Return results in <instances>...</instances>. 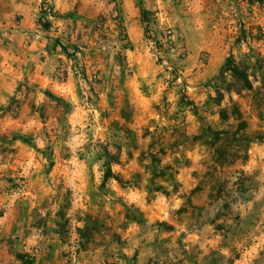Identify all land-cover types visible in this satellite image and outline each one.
<instances>
[{
    "label": "rangeland",
    "instance_id": "1",
    "mask_svg": "<svg viewBox=\"0 0 264 264\" xmlns=\"http://www.w3.org/2000/svg\"><path fill=\"white\" fill-rule=\"evenodd\" d=\"M31 263L264 264V0H0V264Z\"/></svg>",
    "mask_w": 264,
    "mask_h": 264
},
{
    "label": "trees",
    "instance_id": "2",
    "mask_svg": "<svg viewBox=\"0 0 264 264\" xmlns=\"http://www.w3.org/2000/svg\"><path fill=\"white\" fill-rule=\"evenodd\" d=\"M149 15H150L149 11L142 9V23L144 25L146 36H149V34H150V31H149V25H150ZM43 16H44V13L42 11V14L40 16V21L44 18ZM44 27H45V29H49L51 27V22L48 19H46V21L44 23ZM58 44H59V46L62 47V49L66 53V55L68 57H70V55L67 54V49L61 43H58ZM236 70L237 69H236L235 65L231 62V60L228 61V63H226V65L223 68V71H225V72H234ZM105 153L109 155L107 149H106ZM114 164H119V158H116L114 161H107L104 163V168H105L104 178H103L104 183H107V182L112 181V180H118V177L113 172V165ZM59 227H60V234L63 237V239L67 238L68 237V229H67L66 224L60 223ZM18 258L22 262L25 260L24 255H18Z\"/></svg>",
    "mask_w": 264,
    "mask_h": 264
}]
</instances>
